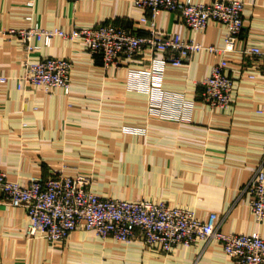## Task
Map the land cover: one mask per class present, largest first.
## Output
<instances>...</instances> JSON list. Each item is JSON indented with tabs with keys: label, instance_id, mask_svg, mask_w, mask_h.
Returning <instances> with one entry per match:
<instances>
[{
	"label": "crops",
	"instance_id": "0c3cea01",
	"mask_svg": "<svg viewBox=\"0 0 264 264\" xmlns=\"http://www.w3.org/2000/svg\"><path fill=\"white\" fill-rule=\"evenodd\" d=\"M244 1L240 46L264 47V0ZM144 14L151 15L134 0H0L2 29L28 24L29 15L45 28L66 31L109 21L130 28ZM157 22L165 32L204 44L226 41V27L219 22L196 31L168 10ZM38 43L40 48L29 51L16 34L0 32V74L8 77L0 82V167L11 179L27 184L33 174H84L102 196L165 201L191 208L205 220L216 212L224 232L264 237V220L254 214L248 188L264 166L260 59L240 51L227 54L235 89L230 106L219 107L200 93L201 81L223 55L202 50L184 64L166 63L163 87L149 92L151 75L131 69L162 64L154 60L162 59V52L144 50L107 69L80 38L55 36L49 45ZM49 56L72 61L71 91H46L30 82L19 87L27 62ZM153 98L162 99L161 108L153 107ZM119 175L126 178L116 180ZM28 227L27 209L0 198V264H80L88 258L106 264H234L215 240L165 253L141 241L101 238L82 227L64 242H52L31 235Z\"/></svg>",
	"mask_w": 264,
	"mask_h": 264
},
{
	"label": "built area",
	"instance_id": "2783aa9c",
	"mask_svg": "<svg viewBox=\"0 0 264 264\" xmlns=\"http://www.w3.org/2000/svg\"><path fill=\"white\" fill-rule=\"evenodd\" d=\"M136 6L150 11L144 14L134 27H126L113 21L81 26L66 31L62 28H45L40 22L27 16L28 24L21 27L0 28V32L16 34L32 51L43 44H51L52 38H80L93 55H99L104 66L120 64L122 58L133 59L146 50L162 52V64L155 62L133 73L150 74L148 91L163 87L165 64H184L199 51L207 50L223 57L201 81L200 98L214 106L228 107L233 101L234 78L227 71L230 60L227 54L240 51L261 61L264 74V47L244 40L246 31L244 0H134ZM30 4L33 2L30 1ZM163 10L176 12L193 30L207 28L211 22L226 27L223 46L204 44L195 38H187L179 32H165L158 26V16ZM37 39L38 42L34 40ZM72 61L66 57H44L27 62L21 82L42 86L46 91L55 87L71 91ZM251 76H254L251 74ZM8 77L0 74V82ZM153 107L161 108L162 99L153 98ZM252 195L251 208L260 221L264 220V166L249 183ZM0 198L15 206H23L29 215L28 231L33 236H43L52 242H64L73 231L82 227L102 238H112L119 243L139 240L146 247L170 252L175 247L191 246L198 241L215 240L222 244L225 253L234 264H264V237L259 232H224L217 223L218 214L211 212L207 220L188 207L170 205L152 199H131L102 196L91 187L88 176L66 175L60 170L50 176L33 174L27 184L11 179L0 167Z\"/></svg>",
	"mask_w": 264,
	"mask_h": 264
},
{
	"label": "rangeland",
	"instance_id": "374dc122",
	"mask_svg": "<svg viewBox=\"0 0 264 264\" xmlns=\"http://www.w3.org/2000/svg\"><path fill=\"white\" fill-rule=\"evenodd\" d=\"M82 175H84V174H82ZM86 176V175H85ZM89 178H90V176H88ZM126 178V176H122V175H119V176H117L116 177V180H118V179H125ZM116 197H121V198H131V199H134V198H132V197H122V196H116ZM140 199H142V198H140ZM147 199H149V198H147ZM162 202H165V201H162ZM165 203H167V202H165ZM89 232H91V231H89ZM102 238V237H101ZM135 242H139V240H135V241H133V243H135ZM122 244H126V243H122ZM131 244V243H130ZM149 250H154L153 248H150V247H147ZM166 253V252H165ZM94 256H98V254H95ZM88 259H90V260H86V261H83V262H81L80 264H106L102 259H100V258H94V260H93V258H88ZM133 262H135L134 260H133ZM64 264H69V262L68 261H65L64 262ZM113 264H115V263H113ZM124 264H126V263H124ZM128 264V263H127ZM133 264V263H132Z\"/></svg>",
	"mask_w": 264,
	"mask_h": 264
}]
</instances>
